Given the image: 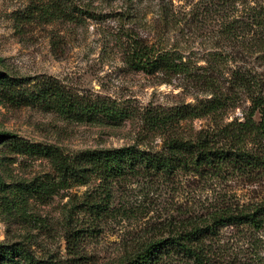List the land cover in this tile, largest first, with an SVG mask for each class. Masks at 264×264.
I'll return each instance as SVG.
<instances>
[{"label": "rangeland", "instance_id": "1", "mask_svg": "<svg viewBox=\"0 0 264 264\" xmlns=\"http://www.w3.org/2000/svg\"><path fill=\"white\" fill-rule=\"evenodd\" d=\"M199 1L66 0L65 9L74 13L50 18L43 13L50 0H0V72L5 75L0 80V135L10 133L66 155L134 143L159 149L161 139L140 138V114L146 108L194 102L193 91L185 81L168 84L162 75L132 69L124 52L131 36L139 35L150 43L191 46L192 60L204 57L212 48L209 32L167 34L161 20L166 10L189 19ZM50 86L68 95L107 98L130 115L117 121L68 116L42 99ZM242 108L227 120L241 118ZM206 124L184 122L180 130L192 134ZM55 175L48 156L24 154L0 141V244L25 243L38 258H54L58 264H121L142 243L167 237L170 221H181L188 210L201 211L217 196L227 193L241 203L264 197V186L251 179L180 171L115 185L109 215L97 219L88 208V201L102 194L95 184L61 189L51 197L32 196V186L39 188ZM214 248L228 261L258 253L264 264V228L226 226Z\"/></svg>", "mask_w": 264, "mask_h": 264}, {"label": "trees", "instance_id": "2", "mask_svg": "<svg viewBox=\"0 0 264 264\" xmlns=\"http://www.w3.org/2000/svg\"><path fill=\"white\" fill-rule=\"evenodd\" d=\"M50 1L43 11L45 16L63 18L73 12L65 9L66 0ZM188 14L189 19H180L173 10H166L161 20L167 34L172 30L184 33L186 29L209 32L212 48L204 57L192 60L191 46L150 43L139 35L131 36L124 52L125 62L132 69L162 75L168 84L185 81V88L193 91L194 102L146 108L140 114V138H146L144 134L159 138L162 148L143 149L134 143L66 155L55 147L3 133L0 141L24 154L48 156L55 164L56 175L39 188L32 186V196L51 197L61 189L95 184L102 194L90 199L88 208L101 219L109 215L113 187L128 185L136 177L166 178L180 171L213 178L232 174L264 186V0H200ZM4 76L0 72V80ZM41 97L75 118L103 116L117 121L130 115L115 101L68 95L56 86H50ZM243 106L241 118L227 120L231 112ZM196 120H206L207 124L196 133L181 132L182 123ZM187 212L181 221H170L167 237L142 243L121 264H263L258 253L243 261H228L214 243L226 226L255 231L264 228V197L241 203L226 193L201 211ZM69 238L72 242L74 236ZM0 261L58 264L54 258H38L25 243L0 244Z\"/></svg>", "mask_w": 264, "mask_h": 264}]
</instances>
